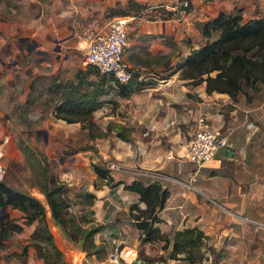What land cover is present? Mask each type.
Returning <instances> with one entry per match:
<instances>
[{
  "label": "rangeland",
  "instance_id": "374dc122",
  "mask_svg": "<svg viewBox=\"0 0 264 264\" xmlns=\"http://www.w3.org/2000/svg\"><path fill=\"white\" fill-rule=\"evenodd\" d=\"M127 1L122 6L116 3L115 8H111L106 6L103 0H0V60L3 62L0 63V140L7 136L0 160L4 166L0 181L11 188L28 192L42 203L47 227L65 264H107L105 257L106 253L112 250L111 238L133 246L137 259L152 264H264V254L259 253L260 248H264V226L263 223L254 220L263 214L258 207L234 215L233 225L237 224L243 228L239 236L233 239L224 238L221 245L216 246L207 245L208 239H204L200 244V250L194 253V258L199 262L194 263L181 259L179 254L169 257L170 242L163 241L160 235L170 238L173 226H170L171 223L163 224L159 217L146 229L149 231V227L156 226L160 232L159 238L150 242L140 241L139 237L143 231L132 225L128 207L134 203L138 208H144V203L139 201L133 192L136 199L127 203L125 213L120 204L110 206L111 220L105 224H100L95 219L96 216L102 215L101 210L94 217L92 215L94 211L88 208L86 217L79 218V213L86 209L83 205L93 201L87 194L84 197L81 193L83 184L91 181L90 164L81 158L93 154L95 150V138L91 139V134L102 131L104 135L101 137L116 136L125 141L134 136L140 141L151 139L155 142L150 146L160 149L164 143V135L176 129L187 142L192 136L194 119L198 114L205 115L212 124L225 126L233 117L239 118L243 114V109L264 101V87L260 82L242 87L248 96L247 100L245 96L240 95L241 93H236L235 101H232L225 92L212 90L207 93L204 91L203 82L183 78L181 63L177 61L166 68L164 73L155 72L149 77L147 75L136 77L132 90L126 95L118 92L117 83L111 76L110 78L104 76L105 82H101L98 75L92 73L93 67L82 64L83 54L79 46L89 30L102 29L113 15L119 14L118 12L131 16L128 34L132 30L129 28L134 24L135 14L143 15L147 20L179 18L178 0H163L154 4H137L132 0L134 4L128 5ZM186 3L187 7V0ZM232 3V10L225 13L238 11L242 17L241 8L238 7L240 4L246 16L264 17L263 0H232ZM113 12L115 14H112ZM213 34L215 33L211 32V39H214ZM31 42H35V46L27 49ZM55 46L58 47L57 50H54ZM83 72L88 75L82 82L81 89L101 84L102 90L105 91L104 94L97 96L100 104L91 112V122L94 126L65 122L53 116L56 95L51 93L50 85L52 83L61 85L70 79L76 82ZM66 112L71 117L78 116L76 110ZM103 116L109 119L105 121ZM147 121L151 124H144ZM115 125L118 126L119 135ZM40 128H49L51 137L42 140V134L35 131ZM23 147L28 148L26 149L28 153L22 150ZM26 154H34L42 162L47 175L57 177L62 182L69 201L68 213L71 216L79 220L83 227L94 226L98 229L100 227L98 234L92 235V239H96V244L100 245L98 248L88 246L83 249L80 235H76V239L70 238L51 220L44 197L34 185V173L24 161L29 157ZM71 154L85 161L77 163L74 170H71L68 181L76 177L75 184H67L66 179L59 175L60 170L63 172L69 168L65 162ZM159 155L163 160V154ZM172 155L173 158L170 159L177 160L178 155L173 152ZM107 162H102V165L112 177L113 185L106 186L117 188L119 192L124 190L123 184L131 181H139L142 184H144L142 181L146 184L156 182L166 189V197L171 196L170 193L175 194L167 201L165 198L163 202V205H170L179 202L176 198L180 196L175 192L181 191V188L192 189L183 182L184 184L181 183L183 187L176 185L174 192L171 187L177 184L173 180L174 176L161 174L162 169L154 168L148 165L149 163L130 167L122 162L121 170H109ZM193 170L190 165L185 175H192ZM182 179L187 181L186 183L189 182V178ZM102 182L95 175L91 186L96 188L105 185ZM194 193L201 196L198 191L194 190ZM263 203L264 200L261 204ZM189 208L190 206L184 203L180 209L184 212ZM132 212L137 214V208ZM3 216L11 224L18 226V229L15 228L6 238L0 239V264H42L43 259L29 243L35 221L27 222L24 212L9 205L0 209V217ZM231 228L235 232L234 227ZM129 264L140 263L134 262L133 259Z\"/></svg>",
  "mask_w": 264,
  "mask_h": 264
},
{
  "label": "crops",
  "instance_id": "0c3cea01",
  "mask_svg": "<svg viewBox=\"0 0 264 264\" xmlns=\"http://www.w3.org/2000/svg\"><path fill=\"white\" fill-rule=\"evenodd\" d=\"M126 1L103 0L105 5L111 8H115L116 3L122 6ZM133 1L137 4H154L163 0ZM188 2V7L183 13H180L177 19L156 18L147 20L143 15L135 14L133 16L134 24L129 28V30L132 29L129 34L127 32L123 59L129 69L137 75V78L146 75L149 77L150 74L155 72L164 73L165 69L175 61L182 63L191 49L200 46L206 39H211L210 36L206 37L202 34V24L214 18L219 11L230 12L233 8L232 0H188ZM238 7L241 8L242 21L251 18L244 14V9L240 4H238ZM262 10L264 11V5ZM112 14H115V12ZM114 16L116 14L112 17ZM212 36L215 38L216 34ZM158 58L159 60H156ZM189 105L192 106V104ZM103 117L105 121L109 119V117ZM227 123L228 125L225 126L211 124L223 134L226 133V127H230V132L227 133L228 146L218 149L214 157L199 168L200 171L193 170L190 176L185 175L190 168V164L180 157L185 149L186 140L178 132V129L164 135V143L160 149H154L150 146L155 140L140 141L135 136L128 141L121 140L116 136L95 138L93 154H87V156L81 158L86 160L88 164L114 160L132 167L136 164L145 163L146 165L149 163L148 165L154 166V168L162 169L161 174L166 176L172 174L174 176L173 180L177 182V184L171 186L174 192L176 191V185L183 187L181 184L183 182L192 186L191 190L181 188V191L175 192L180 196V198H176L179 202L170 205L164 204L157 212V216L162 219L163 224L171 223L170 226H173V231L186 227H196L207 236V245H221L224 238L233 239V237L241 234L242 226L233 225L234 215H238L247 209L260 208L263 214L254 220L260 222V224L263 223L264 226V203L261 204L264 200V101L243 109V114L239 118L233 117L232 121ZM144 124L151 123L147 121ZM247 124L250 125L247 126ZM40 129H44L46 132L45 140L47 137H51L49 128ZM172 152L178 155L177 160L170 159L173 158ZM159 154H163V160L160 159L161 155ZM167 155L172 157L167 158ZM77 163H85V161L83 162L75 154H71L65 162V165L70 169L67 168L63 172L62 170L59 171L60 177L65 178L67 184L76 183V177L71 181L68 180H70L71 170H74ZM210 169H217L220 174H208ZM89 171L91 181L83 184L81 193H91L93 201L91 205H83L86 209H83L79 216L85 218L86 213L89 211L88 208L94 211L92 213L94 217L101 210L102 215L96 216L95 219L98 223L105 224V222L111 220L112 210L109 209L110 206H115L116 203L120 204L122 211L125 213L127 203L133 201V199L135 201L136 195L123 189L119 192L117 188L106 185L92 188L91 182L95 179V174L91 172V167ZM249 176L251 177L248 178ZM181 177L187 178V180L189 178V182L186 183L187 181H184ZM191 178L194 180L192 183L190 182ZM142 182L146 184L145 181ZM194 190L198 191L201 196L195 195ZM170 194L171 196H167L165 201L175 195ZM184 203L188 204L190 208L182 212L180 208ZM140 206L142 207V205ZM168 212H170V215H168ZM176 213H179L180 216ZM185 216L187 217L184 219ZM231 227H234L235 232ZM99 230L100 227L96 229L95 233L98 234ZM93 241L97 243L94 238ZM229 246L232 247V245ZM259 253L261 252L259 251ZM256 263H258V260Z\"/></svg>",
  "mask_w": 264,
  "mask_h": 264
},
{
  "label": "trees",
  "instance_id": "16d2710c",
  "mask_svg": "<svg viewBox=\"0 0 264 264\" xmlns=\"http://www.w3.org/2000/svg\"><path fill=\"white\" fill-rule=\"evenodd\" d=\"M130 3L134 4L132 0H128L127 5ZM118 13L116 16L123 14L122 12ZM201 31L206 37L215 31L216 36L214 39H206L203 44L191 49L184 57L180 65L183 78L203 82L204 91L207 93L212 90L225 92L232 101H235L236 93H241L240 95L245 96L247 100L248 96L242 90L244 86H251L255 82H260L264 87V17L242 21L238 11L234 13L220 11L214 18L202 24ZM92 73L97 74L101 82H105L104 76H108L99 73L95 68ZM87 75L86 72H83L81 78L76 82L70 79L61 85L56 83L50 85L51 93L56 95L54 118L62 119L65 122H78L81 125L94 126V123L91 122V112L100 104L97 96L104 94L105 91L102 90L101 84L89 89H81L82 82L86 80ZM108 77L110 78V76ZM136 77L137 75L131 71V77L126 83L116 84L118 92L121 95L130 92ZM71 110H76L78 116H69L66 111ZM115 130L119 135L116 125ZM103 135L104 132L101 131L91 134L90 138L94 139ZM26 149L28 148H22L28 153ZM26 156L29 157L25 158L24 161L34 173V185L44 197L51 220L61 227L70 238L76 239V235H80L83 249L88 246L94 249L98 248L100 245L98 246L92 239L97 227H83L79 220L68 213L69 201L62 182L57 177L47 175L42 162L34 154H26ZM90 167L99 180L103 181L102 184L113 185L111 184L112 177L102 162H91ZM215 173L220 174V171L217 169L208 170V174ZM122 188L135 193L138 200L144 203V208H138L134 203L128 207V215L132 225L144 232H141L140 241L150 242L159 238L158 228L156 226L150 227L157 221V212L163 207L166 189L156 182L142 184L139 181L123 184ZM86 194L88 198L93 199V195L89 192L82 195ZM91 203L86 202L85 204L91 205ZM5 205L24 212L27 222L35 221L29 243L35 248L37 255L43 259L42 264H65L61 252L54 245L53 237L46 224L45 209L40 201L28 192L11 188L5 182L0 181V209L4 208ZM136 208L137 214L132 212ZM79 218L82 219L80 216ZM148 226H150L149 231H146ZM15 228L18 229V226L11 224L4 216L0 217V239L6 238ZM256 236L257 234L254 237ZM160 237L163 241L170 242L169 257L179 254L181 259L189 263L199 262L197 258H194V253L200 250L201 242L207 239V236L196 227L174 230L170 238L161 235ZM260 249L261 254H264V248L261 247ZM140 264L152 263L142 261Z\"/></svg>",
  "mask_w": 264,
  "mask_h": 264
},
{
  "label": "built area",
  "instance_id": "2783aa9c",
  "mask_svg": "<svg viewBox=\"0 0 264 264\" xmlns=\"http://www.w3.org/2000/svg\"><path fill=\"white\" fill-rule=\"evenodd\" d=\"M186 4V0H178L179 16L185 11ZM129 20L130 17L126 15L114 16L107 21L102 29L89 30L79 46L82 48V64L90 65L99 73L111 76L116 83H126L131 77V70L123 59ZM249 125L247 124V126ZM229 132L230 127H226V133H221L213 127L205 115L198 114L194 119L192 136L186 142L180 157L183 161L188 162L194 170H198L214 157L218 149L228 146L227 133ZM6 140L7 136L0 140V160ZM170 157L172 156L167 155V158ZM106 166L109 170H121L123 164L108 161ZM3 169L4 166L0 162V179ZM122 242L115 238L110 239L112 250L106 253L107 264H129L136 257V249L133 246L122 244ZM119 244L121 246L117 249Z\"/></svg>",
  "mask_w": 264,
  "mask_h": 264
},
{
  "label": "water",
  "instance_id": "95a60500",
  "mask_svg": "<svg viewBox=\"0 0 264 264\" xmlns=\"http://www.w3.org/2000/svg\"><path fill=\"white\" fill-rule=\"evenodd\" d=\"M20 39L23 40L24 38H20ZM34 46H35V42H31L30 44H28L27 49H28L29 47H34ZM57 49H58V47L55 46L54 50H57ZM37 52H39V51H37ZM0 63H3V62L0 60ZM36 132L41 133V134H42V138H43V140H45V138H46V132H45L44 129H36ZM1 209H3V208H1ZM120 246H121V244H119V245L117 246V249H118ZM134 262L142 263V261L139 260V259H137L136 257L134 258Z\"/></svg>",
  "mask_w": 264,
  "mask_h": 264
}]
</instances>
